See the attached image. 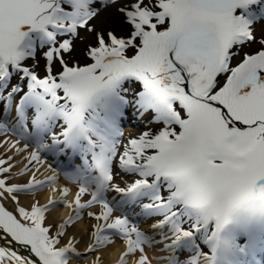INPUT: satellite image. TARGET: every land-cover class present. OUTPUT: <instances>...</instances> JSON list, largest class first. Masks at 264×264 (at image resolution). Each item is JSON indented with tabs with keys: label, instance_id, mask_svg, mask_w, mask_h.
Masks as SVG:
<instances>
[{
	"label": "snow or ice",
	"instance_id": "snow-or-ice-1",
	"mask_svg": "<svg viewBox=\"0 0 264 264\" xmlns=\"http://www.w3.org/2000/svg\"><path fill=\"white\" fill-rule=\"evenodd\" d=\"M85 215L91 264L117 238L112 264L243 251L225 230L264 221V0H0V264H73Z\"/></svg>",
	"mask_w": 264,
	"mask_h": 264
},
{
	"label": "bare ground",
	"instance_id": "bare-ground-1",
	"mask_svg": "<svg viewBox=\"0 0 264 264\" xmlns=\"http://www.w3.org/2000/svg\"><path fill=\"white\" fill-rule=\"evenodd\" d=\"M138 119H139V121L141 123H143L146 120L144 116H141L140 118L138 117L137 120ZM130 120H132V119H129L128 122ZM127 124L128 123H126V124L123 125V130L124 131H125V129H126V131H129L131 129H135L131 125H127ZM124 127H125V129H124ZM49 162L50 163H53V166L54 167L56 166L54 161H51L50 160ZM75 162L76 163H80L79 158H77ZM57 171H59V169H57ZM16 179L19 180L20 177H17ZM60 183L61 184H66V183H68V181H66L64 179V177L61 176ZM35 195H36L37 198L41 199V201L43 202V199H44V196L46 195V193H37ZM29 199H30V197H27V196L22 198V200H23V202L25 204L28 203ZM4 203L6 204V206L10 210L13 208V204H12L11 201H5ZM66 212H67V209H65V208H58V209H56L53 212L51 219H53V220L59 219ZM90 223H92V222L89 220V217L85 215L83 217V219H82V222L76 228L72 229V231L76 234V237H77L78 248H80L79 249V253H81V254L84 255L81 264H91V261L93 260V256L91 254H89L88 251H87V245L89 243V235H88L87 229H88V226L90 225ZM150 223H151L150 220H142V221H140V227H142L144 229H148ZM263 240H264V236H262L261 237V240L259 239L258 242H256V241L254 242V245H253V248L252 249L248 248V250H247V251H250V253L248 252L249 253L248 259L250 258L252 260V258H254V260L257 261L256 262L257 264H264V256L261 255L263 253V251H264V249H263L264 248V241ZM262 241H263V243H262ZM0 243H2V241H0ZM256 243L261 244V246L257 245ZM121 246H122L121 240L119 238L115 239L114 240L113 247L112 248H109L107 250V252L105 253V256H104V262H105V264H112V261L115 259L116 253L120 249ZM159 247H160L159 245H156V249H158ZM19 250L23 254L29 255V252H28V249L27 248H20ZM149 254L150 255H161V256L164 255L163 252H159V251H157L155 249H150L149 250ZM238 258L241 259V254L240 253H235V255L233 257H231L230 259L232 261L236 262V261H238V260H236ZM36 259L38 261V258H36ZM236 263H238V262H236ZM244 263H246V262H244ZM244 263H241V264H244ZM73 264H78L77 261H76V259L73 261ZM155 264H164V261L163 260L156 261Z\"/></svg>",
	"mask_w": 264,
	"mask_h": 264
},
{
	"label": "rangeland",
	"instance_id": "rangeland-1",
	"mask_svg": "<svg viewBox=\"0 0 264 264\" xmlns=\"http://www.w3.org/2000/svg\"><path fill=\"white\" fill-rule=\"evenodd\" d=\"M66 7H67V5H66ZM133 86H135V84L133 85ZM146 115V114H145ZM138 118V117H137ZM137 118H133L132 120H130L129 122L131 123H129L128 121H125L124 122V124H126V123H128L127 125H131L133 128H135V129H131V130H129V131H126V129H125V127H124V129H125V131L123 130V132H124V135H125V137H128V136H132V135H135L136 133H138L139 131H141V130H143V128L145 127V126H147V127H152V128H155L156 127V125L155 124H149L146 120L143 122V123H141L140 121H139V119L137 120ZM140 118V117H139ZM123 124V125H124ZM137 125H139L138 127H137ZM126 126V125H125ZM20 179H22L21 177H20ZM19 179V180H20ZM125 179H127L126 177H125ZM239 216V215H238ZM89 220L93 223L94 221L89 217ZM238 220H240L239 222H241V218L240 219H238ZM259 226H257L258 228H256V230L258 231V233H260V234H262V235H260V234H252V238H253V244H252V246L254 245V242L256 241V242H258V240L260 239L261 240V237L262 236H264V221H257L256 222ZM91 224V223H90ZM252 224V223H251ZM238 226H239V228H238ZM237 226V228L236 229H233V227L232 226H229V228L228 229H226L225 230V236L226 237H228L229 239H231V240H235V241H238L239 242V245L243 248V241L241 240V236H243V231H241V228H240V224ZM249 233H252L253 232V228H249V227H246L245 228ZM264 241V240H263ZM263 241H262V243H263ZM258 245V244H257ZM207 246V245H206ZM259 246H261V244H259ZM79 249L80 248H78V251H79ZM264 249V248H263ZM248 250V249H247ZM246 250V251H247ZM249 251H247V253H248ZM262 252V251H261ZM236 253H240L241 254V259L240 258H238V259H236V260H238V261H236V262H238V263H244L245 262V257H244V252L243 251H237ZM249 255V254H248ZM262 256H264V251H263V253L261 254ZM83 254H81L80 253V258L79 259H76V261H77V263L78 264H81V262H82V260H83Z\"/></svg>",
	"mask_w": 264,
	"mask_h": 264
}]
</instances>
